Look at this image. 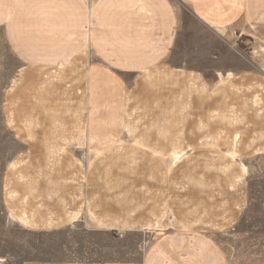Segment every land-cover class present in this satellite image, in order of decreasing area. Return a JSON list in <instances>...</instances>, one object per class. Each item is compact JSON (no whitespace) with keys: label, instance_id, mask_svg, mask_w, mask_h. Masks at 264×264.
<instances>
[{"label":"rangeland","instance_id":"obj_1","mask_svg":"<svg viewBox=\"0 0 264 264\" xmlns=\"http://www.w3.org/2000/svg\"><path fill=\"white\" fill-rule=\"evenodd\" d=\"M177 32L166 65L183 68V76L150 78L156 87L144 101L124 102L122 125L94 148L87 115L80 126L61 124L66 120L58 111L52 124H25L32 120L30 109L22 108L31 101L30 89L22 88L25 67L0 31V264L124 256L125 233L118 239L101 230L82 201L59 229L34 230L16 217L15 166L34 144L25 135L40 133L87 136L74 143L69 158L56 159L60 165L43 180L129 184L112 192L131 195L118 196L120 217L149 224L135 238L142 251L176 234L184 246L205 248L200 258L216 264H264V24L242 21L214 30L187 14ZM85 89L90 100L89 83ZM60 246L71 247L70 253H59Z\"/></svg>","mask_w":264,"mask_h":264},{"label":"crops","instance_id":"obj_2","mask_svg":"<svg viewBox=\"0 0 264 264\" xmlns=\"http://www.w3.org/2000/svg\"><path fill=\"white\" fill-rule=\"evenodd\" d=\"M187 14L203 28L214 30H226L242 21L264 24V0H0V31L25 67L22 88L31 92L30 105L22 108L30 109L32 120L25 124H52L49 120L58 111L66 120L61 124L80 126L81 117L87 115L94 132L87 135L88 140L94 148L97 142L101 147L103 140L111 139L114 134L110 133L122 125L123 103L144 101L150 88L156 87L150 78L183 76V68L166 62ZM60 74L59 81L49 80ZM88 83L90 100L85 89ZM87 136L25 135L24 141L34 144L27 145L26 158L15 166L13 188L15 215L21 222L36 225L34 230L55 225L59 229L70 223L82 201L101 230L118 239L119 233H125L122 240L127 244L123 257L111 256L100 263L85 259L80 264H216L207 257L200 258L205 248L199 251L184 246L183 238L176 234L142 251L135 238L149 224L120 217L118 196L131 195L129 191L112 192L128 190V183L43 180L42 174L54 173L55 166L60 165L56 159L64 158V154L69 158L74 143L86 142ZM174 157L178 160L180 155ZM24 172L30 175L23 177ZM68 172L67 162L62 173ZM70 249L57 247L59 253L67 255Z\"/></svg>","mask_w":264,"mask_h":264},{"label":"built area","instance_id":"obj_3","mask_svg":"<svg viewBox=\"0 0 264 264\" xmlns=\"http://www.w3.org/2000/svg\"><path fill=\"white\" fill-rule=\"evenodd\" d=\"M119 236L122 238L123 237V234L122 233H119Z\"/></svg>","mask_w":264,"mask_h":264},{"label":"bare ground","instance_id":"obj_4","mask_svg":"<svg viewBox=\"0 0 264 264\" xmlns=\"http://www.w3.org/2000/svg\"><path fill=\"white\" fill-rule=\"evenodd\" d=\"M177 160V159H176Z\"/></svg>","mask_w":264,"mask_h":264}]
</instances>
